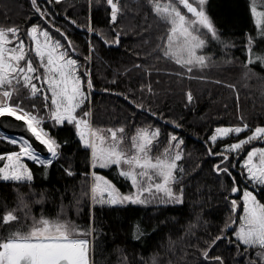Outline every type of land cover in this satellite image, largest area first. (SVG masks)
<instances>
[{
  "label": "trees",
  "instance_id": "16d2710c",
  "mask_svg": "<svg viewBox=\"0 0 264 264\" xmlns=\"http://www.w3.org/2000/svg\"><path fill=\"white\" fill-rule=\"evenodd\" d=\"M38 3L52 13L43 23L32 9L30 0H0V27L19 26L27 45L30 42L26 30L33 23H42V27L67 45L56 31L59 28L77 49L74 58L81 61L88 55L91 41L94 48L90 69L94 87L90 93V107L94 126H124L127 136L135 134L137 128L158 127L161 130L160 150L166 146L169 134L182 135L183 159L178 163L184 173L178 186L183 187L184 198L179 205H128L115 209L113 206L90 205L88 178L84 173L92 169L87 154L78 144L74 128L45 125L60 142L61 156L47 169L25 159L34 175L31 185L0 181V215L14 208L22 197L31 215L39 217L37 213L43 211L44 215L54 217L60 213L82 228H95L94 264H153L154 260L155 264H211L203 259L200 249L220 234L229 215L225 196L232 180L214 170L213 165L221 158L210 156L207 149L223 151L224 143H234L250 132L245 130L231 135L223 139V143L218 140L215 145L207 143L208 138L221 125L243 122L251 128L264 125V67L258 62L249 64L254 74L247 78L243 76L248 37L256 38L254 52L264 51V41L259 40L258 29L250 15L251 0L207 1L206 11L221 41L231 47L225 55L220 41L202 35L207 41L204 54L214 63L191 74L163 55L161 48L166 42L168 26L150 10L147 0H119L122 13L116 25H110L106 0H91V4L89 0H60L59 4L53 5L38 0ZM48 20H53L55 27ZM70 20H75L76 25ZM89 24L102 36L88 32ZM117 32L120 34L118 46L104 42L105 39L112 40ZM204 32L206 30H202ZM226 60L230 62L225 63ZM104 88L109 91H103ZM189 91L193 96L191 103L187 101ZM137 104H142L143 109L137 108ZM152 112L157 115L153 116ZM176 124L181 125L180 131L173 128ZM261 145L259 141L245 145L240 157L234 161L237 168L230 171L238 182L240 162L251 147H263ZM13 150H17L16 146L0 142V153ZM229 160H232L231 155ZM65 169L74 174L67 175ZM117 171L113 167L103 173L122 190L128 191L130 182L120 178ZM244 186L240 184L241 188ZM258 199L264 202V199ZM16 214L22 217L21 211ZM240 215V209L236 216L233 213L237 224ZM190 225H195L191 233L188 232ZM137 227L143 232L139 239L135 238ZM3 233L4 229H0V235ZM212 255L221 256L224 264H247L243 253L237 255L235 245L223 239L211 246L209 256Z\"/></svg>",
  "mask_w": 264,
  "mask_h": 264
},
{
  "label": "snow or ice",
  "instance_id": "6c2138e0",
  "mask_svg": "<svg viewBox=\"0 0 264 264\" xmlns=\"http://www.w3.org/2000/svg\"><path fill=\"white\" fill-rule=\"evenodd\" d=\"M46 3L59 4L60 0H46ZM147 3L159 21L168 26L166 42L161 48L163 55L174 60L186 73L202 71L214 63L209 55L203 54L207 41L202 35H210L212 40L220 41L227 55L231 45L221 41L206 11L207 0H175V3L172 0L168 3L147 0ZM30 4L42 23L45 18L52 16L47 8H42L38 0H30ZM106 5L110 25H116L122 13L119 0H106ZM179 6L191 14L192 18L186 16ZM261 6L264 7V4ZM250 15L254 18L259 39L264 40V10H258L256 0H251ZM70 22L76 25L75 20ZM42 23H33L26 30L25 35L30 42L27 45L19 26L0 27V118H12L7 123L6 119H0V142L16 146L17 149L0 153V181L31 185L34 175L25 159L47 169L61 156V144L51 135L50 127L72 126L92 169L84 173L88 178L90 205L113 206L115 209L151 202L182 204L183 187L178 185L184 168L178 162L183 159V139L169 134L166 146L160 150L158 138L161 130L158 127L137 128L129 143L125 144L124 126H94L90 107V93L94 87L90 62L94 46L89 41L88 55L82 61L74 58L77 49L66 34L56 28L67 45L42 27ZM48 23L55 27L53 20H48ZM202 29L206 32L202 33ZM87 31L102 36L90 24ZM255 39L248 37L247 62L243 73L245 78L254 74L249 64L258 62L264 67V51H253ZM104 42L118 45L120 34L117 32L112 40L105 39ZM103 91L108 92L109 89L104 88ZM148 91L151 92L150 86ZM192 100L189 91L187 101L191 103ZM135 106L143 109L142 104ZM151 114L157 115L156 112ZM240 119L243 121V117ZM176 126L181 127L179 124ZM17 129L18 132L15 131ZM245 130L250 134L234 143H224L223 151H214L212 147L207 149L210 156L221 158L213 165L214 170L232 180L228 195L225 196L229 215L220 234L210 243L205 242L206 247L200 249L203 259L211 264H224L221 256H209L211 246L222 239L235 245L237 255L243 253L247 264H264V202L258 199H264V147H251L247 151L240 162L239 182L230 171L237 168L234 161L240 157L245 145L255 141L264 143V125L254 128L247 122L221 125L214 129L207 143L215 145L218 140L223 143L224 138ZM153 148L157 149L155 155ZM229 155L232 160H229ZM112 166L116 167L120 178L130 182L131 191L121 192L111 179L96 171ZM65 172L69 176L74 174L70 169H65ZM240 184L245 186L241 188ZM237 193L240 194L239 199L231 198V194ZM237 209L241 210L238 224L233 217ZM18 210L22 212V217L16 214ZM233 225H236L234 229ZM193 227L195 225L189 226V233ZM0 229H4L0 235V264H94L92 251L95 228H82L67 217L62 218L60 213L48 217L41 211L37 218L31 215L22 197L14 208L0 215ZM229 230L231 236L228 235ZM136 233V239L143 234L139 227Z\"/></svg>",
  "mask_w": 264,
  "mask_h": 264
},
{
  "label": "rangeland",
  "instance_id": "374dc122",
  "mask_svg": "<svg viewBox=\"0 0 264 264\" xmlns=\"http://www.w3.org/2000/svg\"><path fill=\"white\" fill-rule=\"evenodd\" d=\"M208 1V0H207ZM160 2L161 3H168L169 2V0H160ZM172 2L173 3H175V0H172ZM190 2H193V0H190ZM256 2H257V6H258V10H264V7H262L261 5L262 4H264V0H260V2H259V0H256ZM258 2L260 3V6L258 5ZM180 8H181V11L186 15V16H188L189 18H192L191 17V14H189V13H187L186 12V10L185 9H183V7L182 6H179ZM203 30V29H202ZM260 41H264V40H261V39H259ZM203 54H204V49H203ZM171 134H175V135H177L178 136V138H180V139H183V141H184V138H183V136L182 135H180V134H178V133H175V132H172ZM134 135V134H133ZM231 135H236V134H231ZM230 135V136H231ZM130 137L131 136H127L126 134H125V144H128L129 143V141H130ZM227 138V137H226ZM225 139V138H224ZM261 146H263L264 147V144L262 143V145ZM259 147V146H258ZM181 148H182V146H181ZM163 149V148H162ZM161 149V150H162ZM156 154V148H153V155H155ZM113 167H115V166H112V168ZM112 168H109V169H96V171H98L99 172V174H101V175H105L108 179H111L109 176H107L106 174H104L103 173V170H110V169H112ZM112 180V179H111ZM113 181V180H112ZM113 183L114 184H116L114 181H113ZM116 186H117V188L121 191V192H123V193H128L129 191H131V189H129L128 191H124V190H122L117 184H116ZM161 205H164V204H157V203H155V202H151V203H148V204H146V205H136V206H144V207H146V206H161ZM95 206H99V205H95ZM126 206H128V205H126ZM40 214L41 213H37V216H40ZM45 216H47V215H45ZM38 218V217H37ZM63 218V217H62ZM80 226V225H79Z\"/></svg>",
  "mask_w": 264,
  "mask_h": 264
},
{
  "label": "water",
  "instance_id": "95a60500",
  "mask_svg": "<svg viewBox=\"0 0 264 264\" xmlns=\"http://www.w3.org/2000/svg\"><path fill=\"white\" fill-rule=\"evenodd\" d=\"M115 46H118V45H115ZM0 119H6V123H7V122H11V120H12V118H0ZM17 123H22V122H17ZM173 128L176 129V130H178V131L181 130V128L176 127V126H173ZM9 131H10V134H11V130H9ZM15 131L18 132L19 129L15 130ZM231 197H232V198H238V197H239V193H237V194H231ZM238 211H239V209H237V210L234 212L235 216H236V214L238 213ZM235 219L237 220V218H235ZM234 227H235V225H233V229H234ZM230 233H231V230L228 231V235H229Z\"/></svg>",
  "mask_w": 264,
  "mask_h": 264
},
{
  "label": "bare ground",
  "instance_id": "6f19581e",
  "mask_svg": "<svg viewBox=\"0 0 264 264\" xmlns=\"http://www.w3.org/2000/svg\"><path fill=\"white\" fill-rule=\"evenodd\" d=\"M12 146H13V145H12ZM54 162H56V160H55ZM54 162H53V163H54ZM37 165H38V164H37ZM39 166H41V165H39ZM239 196H240V194H239ZM235 226H236V225H235ZM234 228H235V227H234Z\"/></svg>",
  "mask_w": 264,
  "mask_h": 264
}]
</instances>
